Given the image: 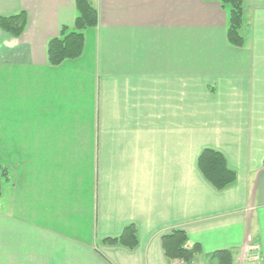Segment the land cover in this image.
Instances as JSON below:
<instances>
[{
    "label": "crops",
    "instance_id": "crops-1",
    "mask_svg": "<svg viewBox=\"0 0 264 264\" xmlns=\"http://www.w3.org/2000/svg\"><path fill=\"white\" fill-rule=\"evenodd\" d=\"M88 1L82 56L53 67L76 0H0L27 15L0 28V264H173L174 230L192 264H264V0H243L240 47L219 1ZM205 150L232 185L205 179ZM130 226L137 246L105 243Z\"/></svg>",
    "mask_w": 264,
    "mask_h": 264
},
{
    "label": "trees",
    "instance_id": "trees-1",
    "mask_svg": "<svg viewBox=\"0 0 264 264\" xmlns=\"http://www.w3.org/2000/svg\"><path fill=\"white\" fill-rule=\"evenodd\" d=\"M219 1L229 9V27L227 31L228 43L233 46H243L245 39L241 34L244 25L243 0H206ZM78 13L74 22L73 31L68 33V28L63 27L60 36L49 41L47 55L49 64L53 67L62 65L66 61L79 59L84 51L85 31L96 28L98 13L88 0H76ZM27 25V15L21 12L17 15L0 18V28L6 34L20 37ZM198 167L205 179L216 189L223 190L236 181V173L227 166L224 156L213 150H205L199 157ZM2 177H7L6 170L0 167ZM2 184L0 181V196ZM105 243L120 244L129 248L138 245L137 232L134 226L127 227L123 235L116 239H106ZM163 247L166 256L173 264H192L201 254L198 244L188 245V237L182 230H174L163 238ZM230 253L218 252L220 264H230ZM224 257V258H223ZM228 260V262H226Z\"/></svg>",
    "mask_w": 264,
    "mask_h": 264
},
{
    "label": "rangeland",
    "instance_id": "rangeland-1",
    "mask_svg": "<svg viewBox=\"0 0 264 264\" xmlns=\"http://www.w3.org/2000/svg\"><path fill=\"white\" fill-rule=\"evenodd\" d=\"M5 180V179H4Z\"/></svg>",
    "mask_w": 264,
    "mask_h": 264
}]
</instances>
